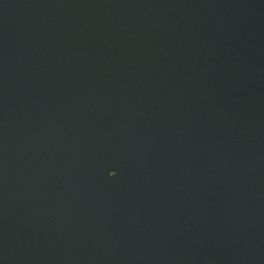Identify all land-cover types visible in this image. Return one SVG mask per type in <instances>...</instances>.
Here are the masks:
<instances>
[{
    "label": "water",
    "instance_id": "95a60500",
    "mask_svg": "<svg viewBox=\"0 0 264 264\" xmlns=\"http://www.w3.org/2000/svg\"><path fill=\"white\" fill-rule=\"evenodd\" d=\"M0 264H264V0H0Z\"/></svg>",
    "mask_w": 264,
    "mask_h": 264
}]
</instances>
